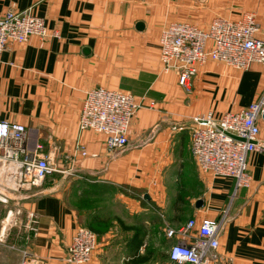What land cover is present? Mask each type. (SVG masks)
Returning a JSON list of instances; mask_svg holds the SVG:
<instances>
[{"label": "crops", "instance_id": "1", "mask_svg": "<svg viewBox=\"0 0 264 264\" xmlns=\"http://www.w3.org/2000/svg\"><path fill=\"white\" fill-rule=\"evenodd\" d=\"M23 10L41 17L50 35L10 41L1 53L0 120L24 125L29 145L41 143L65 171L58 181L47 177L21 206L38 216L29 242L36 264H69L68 245L83 227L87 214L79 211L87 206L77 204L84 190L73 188L69 194L63 180L68 176L89 181L90 197L97 200L98 209L91 207L101 223L93 231L97 247L85 264H135L136 255L160 243L164 258L153 255L140 264H172L169 248L195 237V229L183 231L188 221L197 226L223 216L217 264H264V152L246 156L249 185L234 194L232 178L199 170L189 134L194 117L210 113L217 120L256 100L264 89V64L238 70L207 60L185 91L175 71H162L158 44L171 21L208 30L214 19L235 20L245 11L255 14L257 36L263 37L264 0H0V16ZM138 22L143 28L137 30ZM94 87L154 103L131 120L125 149L108 152L102 134L79 129L85 93ZM256 123L264 144V119ZM177 125L184 129H173ZM78 144L88 157L73 155ZM114 205L118 208L109 211ZM22 224L20 245L25 243ZM138 229L136 241L142 244L135 246L130 241Z\"/></svg>", "mask_w": 264, "mask_h": 264}, {"label": "built area", "instance_id": "2", "mask_svg": "<svg viewBox=\"0 0 264 264\" xmlns=\"http://www.w3.org/2000/svg\"><path fill=\"white\" fill-rule=\"evenodd\" d=\"M259 24L253 12H242L235 19L218 17L208 30H202L189 22L171 21L160 33L158 40L160 64L164 73H177L179 86L188 91L198 68L207 60L223 63L231 68L246 70L252 63L264 64V36L258 37ZM44 20L30 10L7 11L0 16V56L8 42L24 43L29 36L49 37ZM210 43V47H208ZM79 114L78 127L82 131H94L104 136L108 152L125 149L131 120L141 107L154 108L127 93L103 87L86 91ZM264 114V89L247 107L236 112L228 111L215 120L212 115L194 117L189 126L191 153L199 170L214 177L234 180L233 193L247 188L246 156L264 152V144L258 139L256 118ZM182 131L183 125L173 126ZM73 155L88 157L82 145H76ZM65 173L45 153L43 145H29L24 125L0 120V204L10 205L2 221L4 230L16 225L19 216L24 217L22 259L18 264H36L30 254L29 242L37 233L38 216L31 210L24 211L20 202H27L33 190L40 189L47 177ZM225 217L203 219L196 226L188 221L184 233L195 229L191 243H174L168 250L172 264H217L218 235L224 227ZM14 223V224H13ZM172 237L173 231L167 230ZM97 245V235L86 227H78L71 238L65 257L66 263H88Z\"/></svg>", "mask_w": 264, "mask_h": 264}, {"label": "rangeland", "instance_id": "3", "mask_svg": "<svg viewBox=\"0 0 264 264\" xmlns=\"http://www.w3.org/2000/svg\"><path fill=\"white\" fill-rule=\"evenodd\" d=\"M61 174L59 173H55L49 177L54 178L55 181H58L60 179ZM63 179V178H62ZM64 182L66 181L67 183H69L68 186V192H70L69 194L72 193L73 188H75V190H77L79 187L76 188V185H80L82 187V189H88L89 188V181L87 180H83L81 179L76 181L74 180V177L72 176H68L65 177V179H63ZM82 181H86L87 185L83 184ZM74 196V195H73ZM86 196H89L88 198H83L80 201H78V206L79 207H83V206H87L86 208H84L85 210H81L79 211L80 213L84 212H88V213H92V208H96V202L97 200L92 199L91 193L90 191L86 194ZM95 198V197H94ZM75 201V200H74ZM26 202H20L19 206H24ZM84 204V205H83ZM92 207V208H91ZM11 208L10 205H4V204H0V234H1V230H2V221H4L5 219V215L7 210ZM108 210H112L113 208L116 210L118 207L114 205V207H107ZM98 209V208H96ZM93 214V213H92ZM95 216V215H94ZM94 216L91 218L93 219ZM97 216V215H96ZM86 217V216H85ZM99 217V216H98ZM111 219V217L109 218V220ZM104 226L105 227V223L108 222L107 217H105L104 219ZM23 222V217L22 215L19 216L16 220V225H13V227H9L7 229L4 230V238L2 239L0 237V264H18L21 261V256H22V252L21 249H23L22 247L24 246V244L20 245V241L18 242V240L21 238L22 232L20 233L19 230L21 228V224ZM93 222V221H91ZM95 222V221H94ZM14 224V223H13ZM96 224V222L94 223V225ZM83 227H87L88 228V223L86 221V218L82 219V224ZM150 234H153L150 231ZM2 239V240H1ZM151 247L153 248V246L149 245L150 250ZM155 253V259L156 260H160L163 259L165 254H166V249L163 246V244H159L157 247H154V249L152 250Z\"/></svg>", "mask_w": 264, "mask_h": 264}, {"label": "trees", "instance_id": "4", "mask_svg": "<svg viewBox=\"0 0 264 264\" xmlns=\"http://www.w3.org/2000/svg\"><path fill=\"white\" fill-rule=\"evenodd\" d=\"M82 183L83 184H85V185H87L86 183V181H82ZM90 184V183H89ZM89 186V188H90V185H88ZM77 187H80V189H82V187L80 186V185H76V188ZM89 188L88 189H82V190H84V193H83V196L85 195V197H89V196H86V194L89 192ZM71 195H72V193H71ZM71 197V196H70ZM85 214H87L86 215V221H87V223H88V228L90 229V230H92V231H96V232H98V230H97V227H98V225H100L101 223L99 222V217L98 216H94V215H92V213H88V212H86ZM94 216V218L93 219H91L92 217ZM91 221H93V222H91ZM96 222V224L94 225V223ZM138 235H139V229L136 231V234H135V236L131 239V241L130 242H132L131 244H133V245H135V246H139V245H141L142 244V240L140 241V239H138V241H136V238H138ZM153 255L155 256V253L154 252H152V251H148V252H146L143 256H138V255H136V258L135 259H133V262L135 263V264H140V263H144L145 261H147L148 259H152V257H153Z\"/></svg>", "mask_w": 264, "mask_h": 264}, {"label": "water", "instance_id": "5", "mask_svg": "<svg viewBox=\"0 0 264 264\" xmlns=\"http://www.w3.org/2000/svg\"><path fill=\"white\" fill-rule=\"evenodd\" d=\"M136 28H137V30L143 28V23L142 22H138L137 25H136ZM262 118L264 119V114H262ZM198 203L199 202H197V204Z\"/></svg>", "mask_w": 264, "mask_h": 264}]
</instances>
